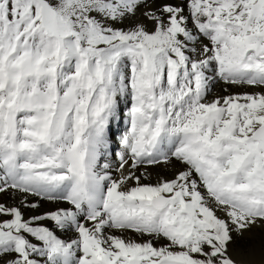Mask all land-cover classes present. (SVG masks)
I'll use <instances>...</instances> for the list:
<instances>
[{"label": "snow or ice", "instance_id": "1", "mask_svg": "<svg viewBox=\"0 0 264 264\" xmlns=\"http://www.w3.org/2000/svg\"><path fill=\"white\" fill-rule=\"evenodd\" d=\"M0 264H264V0H0Z\"/></svg>", "mask_w": 264, "mask_h": 264}, {"label": "bare ground", "instance_id": "2", "mask_svg": "<svg viewBox=\"0 0 264 264\" xmlns=\"http://www.w3.org/2000/svg\"><path fill=\"white\" fill-rule=\"evenodd\" d=\"M46 207H48V206L46 205ZM261 239H262V234H261L260 230H257L255 233V237H254V240H255V243L257 246L260 245Z\"/></svg>", "mask_w": 264, "mask_h": 264}]
</instances>
